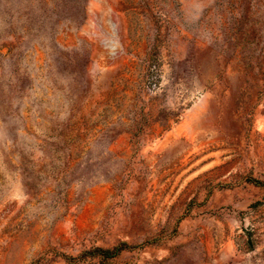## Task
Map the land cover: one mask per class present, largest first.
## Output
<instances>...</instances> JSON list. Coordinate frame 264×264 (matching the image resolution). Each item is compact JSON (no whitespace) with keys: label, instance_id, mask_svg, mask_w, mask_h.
<instances>
[{"label":"rangeland","instance_id":"1","mask_svg":"<svg viewBox=\"0 0 264 264\" xmlns=\"http://www.w3.org/2000/svg\"><path fill=\"white\" fill-rule=\"evenodd\" d=\"M0 264H264V0H0Z\"/></svg>","mask_w":264,"mask_h":264},{"label":"trees","instance_id":"2","mask_svg":"<svg viewBox=\"0 0 264 264\" xmlns=\"http://www.w3.org/2000/svg\"><path fill=\"white\" fill-rule=\"evenodd\" d=\"M107 254H109V252H107Z\"/></svg>","mask_w":264,"mask_h":264}]
</instances>
